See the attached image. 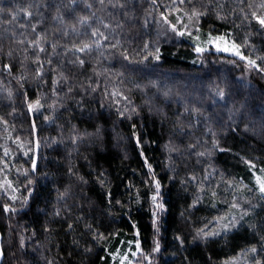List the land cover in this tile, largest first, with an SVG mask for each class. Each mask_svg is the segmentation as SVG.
<instances>
[{
  "label": "trees",
  "instance_id": "16d2710c",
  "mask_svg": "<svg viewBox=\"0 0 264 264\" xmlns=\"http://www.w3.org/2000/svg\"><path fill=\"white\" fill-rule=\"evenodd\" d=\"M261 3L0 0V175L6 163L27 170L16 199L0 190V264H118L158 237V264H264V73L195 51L224 34L264 57L251 15H264ZM193 8L206 14L192 18L191 36L160 35L156 17L176 23ZM235 210L236 226L217 230Z\"/></svg>",
  "mask_w": 264,
  "mask_h": 264
},
{
  "label": "rangeland",
  "instance_id": "374dc122",
  "mask_svg": "<svg viewBox=\"0 0 264 264\" xmlns=\"http://www.w3.org/2000/svg\"><path fill=\"white\" fill-rule=\"evenodd\" d=\"M185 17L186 18H184V19L182 18V16L178 17L177 18L178 21H176V23H172L168 19L165 21V19L163 17H156L154 19V22L158 26V31H159L160 35L173 38L174 35L176 34V32L172 30V25L176 26L177 31H186V30H188V28H190L192 26V22L194 21V19L189 20V16H187L186 14H185ZM185 26H187V27L185 28ZM176 36L178 37L179 35L176 34ZM211 37H213V38L223 37V39L213 40L212 42H210L209 38H207V40L204 41V45H199L198 47L204 49V51L212 49L213 51L217 52V45H218L221 49L218 52H223L226 54L234 55L232 51H223V48H225V47H227V48L232 47L234 41L230 37H228L224 34L211 35ZM234 43H235V45L240 46L236 42H234ZM239 51L244 55V53L241 49V46L239 47ZM175 90H176V86L171 85L170 87H168L167 92H168V94L172 95L175 92ZM40 110H41V107H39L38 109L31 108V111L33 113H37ZM9 164L10 163L3 164L4 169L0 175V190H1L2 194L7 195V197L10 198L13 196L17 197L16 196L17 182H18L17 178L19 176H21L23 173H25L26 168L24 166H14L13 168H10ZM34 169L32 166V170H34ZM257 176L264 177L262 174H258ZM257 189H258V192H260L258 183H257ZM262 195L264 196V194H262ZM152 203H153V201H152ZM156 203L163 205L160 189H159V196H158ZM153 206L155 209V216H156L155 220L157 223L161 218L163 209L162 210L156 209L154 203H153ZM239 207L243 208L242 206H239ZM236 210L231 211V212L227 213L225 216H223V217H225V219L223 221H217V224H218L217 230H221L222 228L220 227V225L222 223H227L229 220L232 219L233 216L235 217V223L237 222L238 211H236ZM158 241H159V237H158L157 241H155V245ZM155 245H154V247H155ZM154 247H153V249H154ZM153 249H152V252H150V253H145L144 251L137 249L134 252H132L131 254L130 253L119 254L118 255L119 259L117 258L118 264H158V259H159L161 248L159 249L158 252H153ZM1 257H2V250H1V236H0V261H1ZM145 257H147V259ZM229 263L230 264H257L252 259H250L247 255H240L238 257H235Z\"/></svg>",
  "mask_w": 264,
  "mask_h": 264
},
{
  "label": "snow or ice",
  "instance_id": "6c2138e0",
  "mask_svg": "<svg viewBox=\"0 0 264 264\" xmlns=\"http://www.w3.org/2000/svg\"><path fill=\"white\" fill-rule=\"evenodd\" d=\"M101 2H103V0H101ZM184 2H185V0H180V3H181V4H183ZM188 2L191 3L192 0H188ZM259 7L262 8V9H264V3H261V4L259 5ZM0 11H2V9H0ZM24 11H25L26 15H28V16H31V15H32L31 12H28L27 10H24ZM204 14H206V13H201V12L197 11L195 8H193L192 13H191V15L189 16V20H191L193 17H195V18L198 20L199 17H200L201 15H204ZM251 15H252V17L256 20V22H257L261 27H264V15H258L255 11H253V12L251 13ZM164 19H165V21H166V20H167V17L165 16ZM86 21H87V18L85 17V18H83V19L81 20V23H84V22H86ZM33 27H35V26H33ZM186 27H187V26H185V28H186ZM172 30L175 31L176 34L179 35V36H185V35L191 36V35H192L191 32L177 31L175 25H172ZM93 35H102V34H100V33H98V32H93ZM105 39H106V38H105ZM221 39H223V37H215V38H213V37H211V34H209V41H210V42H212L213 40H221ZM33 43H34V44H38L39 41H35V42H33ZM97 43H98V42H97ZM239 47H240V46L235 45V43L233 42V45H232L231 48H227V47H225V48H223V51H232L233 54H234L235 56H238L241 60H245V61H247V64H248V66H249L250 68L257 69L258 71L264 73V68H261L260 65L257 64V62H256V59H258V60H260L262 63H264V57H257L256 59H251V58L248 57V56H244V55L239 51ZM91 48H92V45H91V44H83L82 47H79L78 51H80V52H84L85 50H91ZM42 50H43V49H41V51H42ZM220 50H221L220 47L217 45V51H220ZM195 51H196L197 53H201V52L204 51V49H202V48H200V47H196V48H195ZM154 58H155L156 60H159V59H160L159 54H158V50H157V54H154ZM79 63L82 65V64L84 63V61H83V60H80ZM163 94H164L165 96L167 95V93H163ZM112 95H117V93H113ZM120 95H122V93H120ZM216 95H217L219 98L222 99L223 96H224V92H223V90H218L217 93H216ZM124 99L127 100L128 98H127V97H124ZM39 107H40V103H39V101H37L35 105H29V108H30V109H31V108H36V109H38ZM186 111H187V109H186ZM124 114H125V113L122 112V111L119 112V115H121V116H123ZM5 123H6V121H5ZM209 131H210V129H209ZM137 143H139V140H137ZM7 154H8V153H7V150H6V151H5V155H7ZM24 154L27 155V153H24ZM198 155L203 156V155H205V153H199ZM32 166H33V169H34V168H35V161H33V165H32ZM250 166H251V167H255L254 165H250ZM149 171H151V166H150V165H149ZM261 171L264 172V169H261ZM26 172H27V170H25V173H26ZM81 179H82V178H81ZM193 179H194V178H193ZM256 180H257V183H258V185H259V191H260L262 194H264V177L257 176V177H256ZM154 183H155V194L151 197V200L153 201V203H154L156 209H158V210H162V209H163V205H161V204H159V203H156V201H157V199H158V196H159L160 183H159V181H155ZM63 195H66V193H65V194H61V197H60L61 199L63 198ZM213 195H215V193H213ZM12 199H16V197L13 196ZM232 206H233V207H239V205H236V204H233ZM6 210L15 211V209H8L7 206H6ZM243 215H247V213H246V212H245V213H242L241 218H243ZM216 219H217L218 221H223V220L225 219V217H217ZM230 226H231V227H235V226H236V223H235V217H234V216H233L232 219L229 220L227 223H222V224L220 225V227H221L222 230H224V231H227V230L229 229ZM198 235H202L203 237L207 238V237H209V236H216V235H219V232L216 231V230H212V231L205 232L203 229H200V230L198 231ZM137 248L139 249V243H137ZM159 249H160V245H159V243L157 242L156 245H155V247H154V249H153V252H158ZM251 251H252V252H256L257 249H256L255 247H253V248L251 249ZM145 258L147 259V257H145ZM257 264H260V262L257 261Z\"/></svg>",
  "mask_w": 264,
  "mask_h": 264
}]
</instances>
